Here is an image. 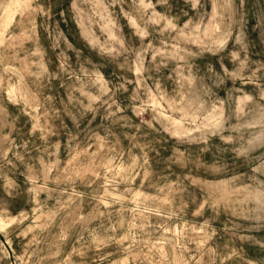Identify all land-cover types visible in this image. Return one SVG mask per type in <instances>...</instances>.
Here are the masks:
<instances>
[{
	"label": "rangeland",
	"instance_id": "374dc122",
	"mask_svg": "<svg viewBox=\"0 0 264 264\" xmlns=\"http://www.w3.org/2000/svg\"><path fill=\"white\" fill-rule=\"evenodd\" d=\"M0 264H264V0H0Z\"/></svg>",
	"mask_w": 264,
	"mask_h": 264
}]
</instances>
